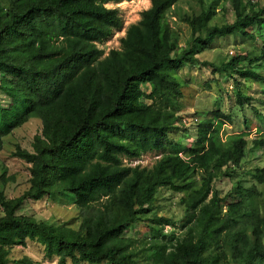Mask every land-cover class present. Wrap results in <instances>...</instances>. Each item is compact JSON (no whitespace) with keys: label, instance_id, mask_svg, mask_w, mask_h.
<instances>
[{"label":"trees","instance_id":"1","mask_svg":"<svg viewBox=\"0 0 264 264\" xmlns=\"http://www.w3.org/2000/svg\"><path fill=\"white\" fill-rule=\"evenodd\" d=\"M129 1L7 0L0 9V151L3 138L28 119L42 124L33 152H16L31 166V186L1 202L0 251L29 240L57 264H264L256 188L264 184V168L250 173L249 188L236 185L221 196L213 187L234 177L253 128L252 147L264 149V5L245 12L233 0V23L209 26L218 0H198L199 14L182 18L191 38L180 49L165 21L178 0H149L119 49L102 58L97 45L123 26L119 9L106 5ZM234 35L254 41L257 53L203 66L233 80L235 105L253 117H243L241 133L223 138L232 117L210 110L183 146L179 99L187 83L176 74L196 64L215 39ZM238 80L259 85L263 97L241 89ZM179 132L181 143H172ZM152 152L160 157L151 167L128 165ZM161 189L180 196L182 219L154 216L148 241L126 237L144 222ZM61 194L79 210L77 230L16 214L28 200ZM167 226L178 233L167 235ZM0 264H6L1 253Z\"/></svg>","mask_w":264,"mask_h":264},{"label":"rangeland","instance_id":"2","mask_svg":"<svg viewBox=\"0 0 264 264\" xmlns=\"http://www.w3.org/2000/svg\"><path fill=\"white\" fill-rule=\"evenodd\" d=\"M209 5L214 0H203ZM233 0H218L215 15L209 22V26L233 23L235 12L233 10ZM7 0H0V9L4 8ZM264 5V0H241L240 9L254 12ZM109 8H118L123 21V26L119 31H115L113 36L103 44L97 45L106 56L112 49H119L120 39L124 37L126 29L136 24L140 19V13L150 7L149 0H131L120 4H107ZM200 12L198 0H178L175 5L166 12L165 21L178 35V44L183 49L191 38L189 26L183 22L184 16L194 17ZM257 35V32H254ZM254 41L244 39L239 35L215 39L212 45L197 56L198 62L190 67L182 69L176 74L179 81L187 83L182 89V97L179 104L182 106L179 112L180 117L187 125L186 138L182 145L189 146L194 140L195 123L193 119L200 121L206 112L214 109H221L232 117L233 124L225 126L222 137L239 134L242 132L243 117H253L252 111L247 108H239L235 105L233 89L235 84L228 77L212 74L211 69L203 66V63H211L219 66L221 63L244 53H257ZM210 85V89L206 88ZM238 86L250 95L262 98V88L250 81H239ZM264 114V110L262 109ZM247 131V129H246ZM42 124L39 119L30 118L23 125L14 129L10 134L3 138L2 149L0 151V217L3 211L1 202H10L20 197L31 186L30 165L16 156L17 151L33 152V142L37 135H41ZM182 133L170 136L172 143H177ZM256 136L253 128L252 132L246 137L248 146L245 151V159L236 169V174L232 179L219 178L214 181V189L221 196L226 195L233 186L240 185L249 188L254 180L250 175L255 168H264V149H254L251 145L252 139ZM181 143V142H180ZM160 152H152L142 155L135 160L140 167H151L160 157ZM261 193L259 200L261 216H264V184L256 185ZM179 195H174L165 189L157 192L156 200L152 204V211L144 218V222L136 226L134 232H127L126 237H136L138 239L151 238L152 231L148 227L154 216L164 217L173 221H180L183 217V209L178 205ZM73 200L68 195L45 196L38 201L28 200L16 212L18 216H26L36 221L44 222L54 226H62L67 229L77 230L79 226V210L72 204ZM175 231L172 226L164 227V233L169 235ZM4 256L6 264H57V257L47 258L45 248L37 242L29 240L24 244H13L3 247L0 251ZM227 255H229L227 253ZM66 264H72L67 261ZM87 264V263H80Z\"/></svg>","mask_w":264,"mask_h":264},{"label":"built area","instance_id":"3","mask_svg":"<svg viewBox=\"0 0 264 264\" xmlns=\"http://www.w3.org/2000/svg\"><path fill=\"white\" fill-rule=\"evenodd\" d=\"M197 121V119H193V122L195 123ZM184 124L187 125V123L183 120ZM129 166H135L137 165L136 161H132L130 163H128Z\"/></svg>","mask_w":264,"mask_h":264}]
</instances>
